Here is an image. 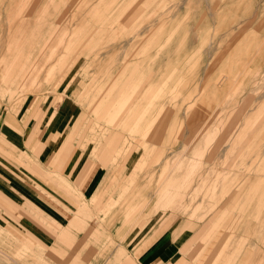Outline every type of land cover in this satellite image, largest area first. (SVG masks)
<instances>
[{
  "label": "rangeland",
  "instance_id": "374dc122",
  "mask_svg": "<svg viewBox=\"0 0 264 264\" xmlns=\"http://www.w3.org/2000/svg\"><path fill=\"white\" fill-rule=\"evenodd\" d=\"M0 171V264H88L83 204L91 264L160 226L264 264V0H0Z\"/></svg>",
  "mask_w": 264,
  "mask_h": 264
},
{
  "label": "crops",
  "instance_id": "0c3cea01",
  "mask_svg": "<svg viewBox=\"0 0 264 264\" xmlns=\"http://www.w3.org/2000/svg\"><path fill=\"white\" fill-rule=\"evenodd\" d=\"M107 119L109 122L110 118L107 116ZM13 125L15 126H19L21 125L20 120L17 118H12L9 117L8 119ZM28 126V125H27ZM119 131V130H118ZM26 131H23V133H25ZM120 132V131H119ZM31 132L28 133V136H26L25 138H29L31 139ZM119 138V135H117V133H113L112 135L109 136L108 138V142L109 144H111L114 141H117ZM16 140H14L15 142ZM52 140L49 141V143H51ZM48 143V144H49ZM83 146L82 144H80V149L82 150ZM124 143L123 145H121L120 147L117 148V153L120 152V150L124 149ZM70 150V147H68L67 149H65V155L68 153V151ZM62 149L58 150L55 152L54 157H52V160H55L56 158H58V156L61 155ZM55 158V159H54ZM80 160H71L70 164L68 165V174H71V176L73 177L75 173H79L80 171ZM87 172H89V168H86ZM99 168L98 169H93L89 174H85V180L81 185V190H83L84 192L89 188V186L92 184V182L94 181V179L96 178V176L98 175L99 172ZM65 182L67 181V178L63 177ZM9 181L7 179V176L0 171V189L3 191H8L7 193L11 194H15L14 190L12 189V187L8 184ZM123 190V189H121ZM120 190V191H121ZM2 193V192H1ZM98 192L95 193V195H93L92 197V202L96 201L98 198ZM129 201V200H128ZM128 201L125 202L124 207H122V210L120 211L121 214L124 216H128L126 215V211L130 208L133 207L134 204H131L130 202L128 203ZM65 201H62V203H64ZM108 204H106V207L103 208L104 212L114 209V206L119 204V201L112 200V202H107ZM65 204V203H64ZM75 222H74V226L80 229H84L83 232H85V238L87 239V237H89L93 232L94 237L93 240L91 242V244H89V248H87L82 254L81 256L88 259V264H91V250H92V246L98 244L99 241V236L103 235L104 233H106L104 228H101L100 230H98L97 232H95V221L94 223H89L90 221H86L84 219L86 215V213H88V211L90 210L89 207H87L85 204L81 205L80 207L75 209ZM54 211V210H53ZM51 211V212H53ZM55 213H57L58 216H60L61 218L63 217L62 214H60L57 211H54ZM72 218V217H71ZM74 218V217H73ZM72 220V219H71ZM138 223L135 222V224L132 226V228L135 227V225H137ZM1 227V225H0ZM221 227L223 229L229 228V224H222ZM160 228H157L147 239L146 242L144 244H142L137 250L131 252L128 250L127 253H125L124 249H120L118 254H117V258H116V262L110 263V264H210V259H211V255L212 252L214 251V247L215 244H213L211 241L206 245V247L201 251V253L199 254V256H197L195 258V256L190 255L188 253H185L184 250L181 248V246L177 245L175 243V239L173 237V232L170 230V227H166L163 230ZM85 239L80 240V242L72 245L71 247V251L67 254L66 257V261L68 263H71V258H73V251L78 250V246L80 245L79 243L83 242ZM75 241V240H74ZM73 241V242H74ZM72 242V243H73ZM99 245V244H98ZM248 262V258L245 257L243 254H240L236 261L235 264H246ZM73 264V263H72ZM78 264V263H77Z\"/></svg>",
  "mask_w": 264,
  "mask_h": 264
}]
</instances>
